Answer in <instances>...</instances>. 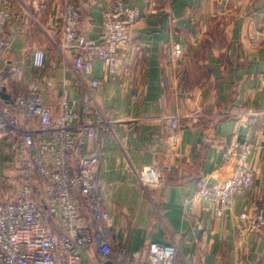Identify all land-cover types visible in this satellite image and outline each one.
I'll list each match as a JSON object with an SVG mask.
<instances>
[{
  "label": "crops",
  "instance_id": "0c3cea01",
  "mask_svg": "<svg viewBox=\"0 0 264 264\" xmlns=\"http://www.w3.org/2000/svg\"><path fill=\"white\" fill-rule=\"evenodd\" d=\"M7 1L19 0L0 4ZM23 1L37 20L19 11L7 30L9 59L44 47L49 60L59 61L61 0ZM73 1L82 29L97 37L113 0ZM129 1L142 18L120 51L121 76L110 77L100 60L94 63L99 101L117 120L118 138L105 135L98 169L113 241L136 251L174 237L180 245L175 264H264V228L253 229L239 217L264 207V41L254 45L251 38H264V0ZM39 4L44 12H37ZM57 74L58 88L63 78L74 79L70 69ZM169 115L182 117L172 137ZM246 137L254 146L253 187L223 218L213 210L207 214L200 203L186 214L185 200L199 180L226 178L233 164L223 163V153L232 140ZM147 166L163 168V186H140L137 172Z\"/></svg>",
  "mask_w": 264,
  "mask_h": 264
},
{
  "label": "built area",
  "instance_id": "2783aa9c",
  "mask_svg": "<svg viewBox=\"0 0 264 264\" xmlns=\"http://www.w3.org/2000/svg\"><path fill=\"white\" fill-rule=\"evenodd\" d=\"M61 2L57 62L49 60L44 47L22 60L9 59L7 30L19 11L37 19L23 0L0 4V264H175L180 245L174 237L136 251L113 241L98 177L104 137L118 138V133L117 120L99 101L94 63L100 60L110 77L121 76L120 51L130 42L141 10L129 0L111 1L100 33L91 38L75 2ZM45 10V4L38 5V13ZM261 36H251L254 45L264 41ZM60 68L70 69L74 79L63 78L58 88ZM56 87L53 104L47 94ZM3 91L12 102L1 97ZM138 96L136 89L132 97ZM181 119L166 117L171 137L180 132ZM253 149L247 137L232 140L223 153L232 171L226 178H202L185 200L186 214L198 203L217 218L229 214L237 196L255 183ZM137 178L144 190L165 184L161 166L144 167ZM239 217L253 229L264 228V207Z\"/></svg>",
  "mask_w": 264,
  "mask_h": 264
},
{
  "label": "rangeland",
  "instance_id": "374dc122",
  "mask_svg": "<svg viewBox=\"0 0 264 264\" xmlns=\"http://www.w3.org/2000/svg\"><path fill=\"white\" fill-rule=\"evenodd\" d=\"M28 17H30L32 19L31 15L30 16L28 15ZM53 51H54V48H53ZM59 90L60 89H58L56 87V89H52L47 94L48 99H50V101L53 102V104H56V102H57ZM151 189H153V188H151Z\"/></svg>",
  "mask_w": 264,
  "mask_h": 264
},
{
  "label": "water",
  "instance_id": "95a60500",
  "mask_svg": "<svg viewBox=\"0 0 264 264\" xmlns=\"http://www.w3.org/2000/svg\"><path fill=\"white\" fill-rule=\"evenodd\" d=\"M1 97L2 98H4V99H6L7 101V103H10V102H12V99L10 98V96L9 95H6L5 93H4V91L3 92H1ZM107 264H112L111 262H108Z\"/></svg>",
  "mask_w": 264,
  "mask_h": 264
},
{
  "label": "trees",
  "instance_id": "16d2710c",
  "mask_svg": "<svg viewBox=\"0 0 264 264\" xmlns=\"http://www.w3.org/2000/svg\"><path fill=\"white\" fill-rule=\"evenodd\" d=\"M200 180H201V179H200ZM200 180H199V181H200Z\"/></svg>",
  "mask_w": 264,
  "mask_h": 264
}]
</instances>
